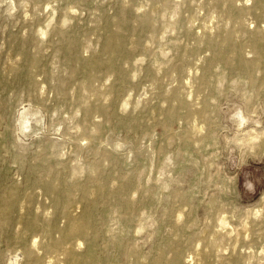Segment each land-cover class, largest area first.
<instances>
[{"label": "rangeland", "instance_id": "1", "mask_svg": "<svg viewBox=\"0 0 264 264\" xmlns=\"http://www.w3.org/2000/svg\"><path fill=\"white\" fill-rule=\"evenodd\" d=\"M20 1L0 0V51L6 52L13 36L23 43L24 38H33L25 48L35 45L43 53L40 62L45 73L36 75V80L45 90V101L36 105L27 95L8 93L4 117L17 128L14 139L18 134V143L31 150L39 142L61 143L59 158L52 157L50 163L60 168L64 199L69 187L91 184L95 193V186L117 187L132 179H137L140 191L153 196V207L146 214L152 217L146 222L135 221L125 230L120 227L122 220L111 222L115 238L103 226L95 239L77 240L75 249L99 264H132L134 253L144 256L160 241L168 226L161 219L163 213L182 210L194 222L196 235L204 234L220 247L212 264L240 259L245 264H264V60L257 61L251 45L253 35L264 34V9L255 7V0H236L237 10L247 7L259 12L249 10L252 13H243L239 24L231 25V41L220 52L237 63L228 68L214 57L211 46L219 39L223 19L206 0H33L40 9L35 28L26 27L29 17L25 18ZM155 1L165 16L158 17L152 39L140 22ZM119 15L135 30L125 42L122 57L103 48L106 23ZM64 16L67 23L62 26ZM57 30L67 38L64 47L55 42ZM173 41L181 46L179 52L173 49ZM236 50L244 63L256 64L251 75L239 66ZM71 52L76 58L73 71ZM205 74L210 82L201 85ZM63 84L74 94L61 95ZM174 90L178 96H165ZM203 107L206 120L188 112ZM23 120L28 122L25 130ZM201 124L205 129L195 133V125ZM0 174H7L10 184L24 180L9 162L2 164ZM73 196L66 211L78 217L88 208L79 192ZM36 207L33 204L32 209ZM47 208V219L52 220L51 201ZM220 218L227 224L220 226ZM57 221L54 236L59 238L67 221L64 216ZM221 233L225 237L219 240ZM118 240H124L122 249L115 245ZM37 241L44 242L42 237ZM203 248V240L196 237L182 260ZM16 249L0 241V264L1 259L9 262ZM40 253L56 259L52 264H67L60 252Z\"/></svg>", "mask_w": 264, "mask_h": 264}, {"label": "bare ground", "instance_id": "2", "mask_svg": "<svg viewBox=\"0 0 264 264\" xmlns=\"http://www.w3.org/2000/svg\"><path fill=\"white\" fill-rule=\"evenodd\" d=\"M255 2V7L264 9V0H255ZM206 5L217 12L223 19L219 39L211 45L215 49L214 57L218 58L228 68H231L237 63L231 62L228 56H223L220 53L223 44L231 41L234 32V28H231V25L239 24L243 13H252L250 11H253L254 14H258L259 11L254 8L248 9L247 7H243V10H237L236 0H206ZM19 6L24 10L25 18L29 17L26 27H38L39 19L37 13L40 10L38 4L33 0H22ZM159 8L160 4L157 1L153 2L149 11L142 16L140 22L142 28L147 30L149 37L152 39L154 38L153 32L156 29L158 17L165 16L164 13L159 12ZM66 23L67 17L64 16L61 25L64 26ZM171 26L174 28L175 23H172ZM114 28L116 29L113 30ZM105 29L108 35L103 40L104 51H113L116 56L122 57V49L125 46V42L128 36L135 31L133 26L127 22L123 15H119L115 19L108 21ZM34 32L41 35L46 34L43 29H35ZM54 39L62 47L65 46L67 41V38L59 30L54 32ZM201 40V38H198L199 42ZM32 41L33 38L31 36L24 38L26 44ZM25 43L13 36L9 40L6 52L0 51V168L4 162H9L16 166L18 173L24 176L23 182L10 184L8 175L0 174V241L7 245H14L17 248L11 254L9 262L1 259V264H17L20 260H22V264H52L56 260L53 261L51 257H44L40 253L41 250L46 253L60 252L67 264H99V261L91 255L79 253L74 247L75 242L79 239L86 241L95 239L101 233L103 226H106V234L111 238H115L111 225V222L114 221L118 223L122 220L120 223L121 230L128 229L135 221H139V223L146 222V219L152 217V215H147L146 217V214H150L153 207V196L150 192L140 191L137 179H132L130 182L121 181L117 187L112 185H109L108 188L95 186V193H92L91 184H86L80 188L69 187L66 198L62 197L60 193V168L50 163L51 159L59 158L61 143L39 142L37 149L31 150L26 145L18 143V134L15 136L17 140L16 138L14 139V134L18 133L15 132L17 128L14 126L15 129H13L9 120L4 117L7 113L6 110H8L6 97L10 92H12V96L19 95V93L23 97L27 95L31 102L36 105L45 101V90L40 87L36 80V75L45 73V68L40 62L43 53L35 45L33 49L27 50ZM251 45L257 56V61L264 60V34L253 35ZM172 47L176 52H179L181 46L176 41H173ZM236 49L238 48L236 47ZM234 55L239 66L244 67L251 75L256 64L244 63L238 50H236ZM69 58L72 62L71 70L73 71L76 65L74 52L69 53ZM117 72L121 73V71ZM210 78L209 74H205L200 78L199 82L201 85H208ZM89 80L90 78L88 82ZM186 83L188 82L186 81ZM261 84L264 86V76ZM190 87H192V84ZM59 91L64 96L70 93L71 95L74 94V90L66 86V84L60 85ZM164 94L169 99L178 96L177 90L165 92ZM188 112L189 114L195 113L197 119H201V121L206 120L205 107L198 111L189 108ZM85 113L87 116L89 115V107L86 108ZM26 123H28L27 120L21 122L22 130L26 128ZM203 129L205 127L201 124L195 125L193 130L196 131L195 133L200 134ZM251 141L253 142V140ZM57 164H59L58 161ZM114 184L116 185V183ZM77 192L82 195L81 200L82 202L84 201L88 210L78 217H73L66 209L72 204L73 195ZM137 194H139V198H136ZM173 197L177 201L178 195ZM48 201H51L55 209V215L52 220L47 219ZM33 204L37 205L36 210L32 209ZM105 206L107 208L103 210L102 208ZM62 216L66 219L67 225L64 231L60 233V237L56 238L54 232L58 230L57 220ZM224 218H220V226L227 224ZM161 219L168 226H164L160 241L154 246L152 252L144 256L134 253L132 255L133 258L131 257L132 264H193L195 260L198 264H212L213 256L219 252L220 247H218L215 240H210L204 234L196 235L194 222L187 219L182 210L177 213L166 210ZM248 224L252 227L250 230L252 232L253 224L250 222ZM38 237H42L44 242L39 244L37 241ZM196 237L203 240L204 248L197 253L188 255L186 260H182L184 250L193 244ZM224 237L225 234L221 233L217 239L221 240ZM76 243L78 244V242ZM115 245L122 249L124 240H118ZM232 250L235 251V247ZM0 256L3 257L2 254ZM220 257L221 262H224V258ZM232 264L245 263L240 259L233 261Z\"/></svg>", "mask_w": 264, "mask_h": 264}]
</instances>
